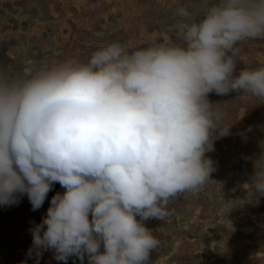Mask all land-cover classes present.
Segmentation results:
<instances>
[{
	"label": "clouds",
	"instance_id": "1",
	"mask_svg": "<svg viewBox=\"0 0 264 264\" xmlns=\"http://www.w3.org/2000/svg\"><path fill=\"white\" fill-rule=\"evenodd\" d=\"M200 8L196 16L176 8L178 40L101 42L86 61L0 70V206L26 195L37 211L55 184L64 189L29 229L34 264L45 251L63 264H153L160 240L146 222L214 182L207 154L231 126L209 96L264 101V65L240 67L241 45L264 40V0H200ZM249 186L264 196V153ZM239 203L224 200L227 231Z\"/></svg>",
	"mask_w": 264,
	"mask_h": 264
},
{
	"label": "crops",
	"instance_id": "2",
	"mask_svg": "<svg viewBox=\"0 0 264 264\" xmlns=\"http://www.w3.org/2000/svg\"><path fill=\"white\" fill-rule=\"evenodd\" d=\"M181 6L194 16L201 13L200 0H0V70L14 75L29 61L73 55L86 61L101 42L146 44L153 35L178 40L175 10ZM241 55L246 60L240 67L264 65V40L244 42ZM239 95L209 96L221 103L231 126L230 135L216 139L215 150L207 154L216 162L215 183L178 195L164 220L146 222L160 240L153 264H255L264 256V196L249 186L255 161L264 153V101ZM63 191L55 184L37 211L26 195L17 205L0 206V264H34L26 255L29 229L46 215L52 196ZM224 200L242 202L226 214L234 231L222 226ZM40 264L63 262L45 251ZM68 264L81 262L72 257Z\"/></svg>",
	"mask_w": 264,
	"mask_h": 264
},
{
	"label": "rangeland",
	"instance_id": "3",
	"mask_svg": "<svg viewBox=\"0 0 264 264\" xmlns=\"http://www.w3.org/2000/svg\"><path fill=\"white\" fill-rule=\"evenodd\" d=\"M261 251V250H260ZM255 264H264V256H259L257 262Z\"/></svg>",
	"mask_w": 264,
	"mask_h": 264
}]
</instances>
